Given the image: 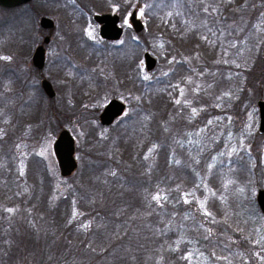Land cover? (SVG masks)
<instances>
[{"label":"trees","instance_id":"trees-1","mask_svg":"<svg viewBox=\"0 0 264 264\" xmlns=\"http://www.w3.org/2000/svg\"><path fill=\"white\" fill-rule=\"evenodd\" d=\"M157 1L159 44L169 67L146 82L140 79V108L135 113L131 109L117 128L112 129L116 123L87 129L92 153L99 151L86 154L80 172L64 178L69 182L65 187L55 191L43 159L34 153L23 157L20 170L10 133L0 134V208L11 214L9 223L0 219V252L10 256L8 264H241L244 258L253 264L252 243L264 251V217L251 197L253 188H264L263 173L256 172V162L249 164V156L241 161L227 158L225 149L221 150L226 134L236 135V125L226 121L239 104L234 87L240 83L237 76L247 36L249 98L264 96L259 90L264 88V58L257 56L255 61L253 30L231 29L218 0L191 2L189 8L195 13L172 17L170 12L177 6L172 10L168 0ZM236 17L231 23L239 25ZM125 47L128 53L135 48ZM185 83L199 88L191 103L185 95L179 96ZM7 85L6 78L0 80V127L10 128L17 122L15 128H19L24 126L21 112L37 108L39 98L33 104L24 101L19 88L14 87V95L7 94ZM210 95H218L217 100ZM76 108L73 105L71 110ZM50 111L56 114L51 116H62L61 110ZM28 116L36 123L39 120L43 133L62 129L59 122L50 127L49 117L40 111ZM84 116L86 122L92 119ZM29 119L26 124L33 122ZM104 128L111 130L100 135ZM113 130L117 132L112 136ZM186 140L187 166L175 154ZM80 147L76 152L83 159ZM176 160L178 164L173 165ZM208 167L211 172H200ZM213 201L228 214L215 225L212 215L198 205L210 208ZM258 236L260 242L255 240Z\"/></svg>","mask_w":264,"mask_h":264},{"label":"rangeland","instance_id":"rangeland-1","mask_svg":"<svg viewBox=\"0 0 264 264\" xmlns=\"http://www.w3.org/2000/svg\"><path fill=\"white\" fill-rule=\"evenodd\" d=\"M218 1L219 6L222 5L220 7V12L222 11V13L228 16L231 21L232 18L235 19V15L237 16L236 19H238L237 23L239 25H235L236 22L231 23L230 21L231 29L233 27L234 30V26H236V31L242 32L241 26H243L242 28H244L247 32L253 30L252 37L257 43L255 44V61L258 60L257 56L264 58V0ZM192 2L194 1L192 0ZM54 4L56 11L53 12L51 16L55 19L58 26L53 33L54 43L52 44V46L55 48L57 52L56 54L60 58H64L63 63L69 62L68 60L74 63V66L78 68V71H80L76 73H78V75L80 76L86 77L90 75L89 71H95L97 76H94V78L97 80L99 78L101 80V83H103L104 85L107 84V87H105L103 92L101 91L100 93H98L97 91V94H95L94 91H89L88 96H86V93H83L85 89H75L73 91L69 90V92L67 89H63L59 91V94L57 95L55 101L50 100L54 98L46 99L45 97H40L39 94V101L37 105L38 107L35 108L34 106H32L30 108L24 109L23 112H21L22 115L20 116V119L22 120V124L24 126L18 125L19 128H15L17 125V122H15V124L12 123L10 125V128L0 127V134L7 133L9 135L10 133V138L14 141L12 146L17 156H19L21 160L19 161V163H17L20 170H22L21 166L23 164V157L26 158L28 153H34L40 158V160L43 159V164L47 169L46 172L50 177L53 178L54 188L55 191H57L60 187H65L69 183L60 176L57 162L52 149L53 142L59 132L63 129L69 130L76 141V148L78 144H81L80 148L82 149L83 159H81L75 151L77 168L72 174L74 175L77 171L80 172V170L82 169L81 166L85 165L84 163L86 154L93 155L97 154L99 151L98 150L92 153L91 147L93 145L88 143L87 129L89 130V128L95 127L100 124L98 112L101 110L104 104L111 98H116L117 100L119 99L125 102L124 104L126 106V110L121 117L117 118L112 123V126L119 122L122 118L126 117L131 109V112L135 113V111L140 108V100L138 103L137 95V87L140 79L142 80V82H146L155 75H162L164 71L168 69L169 64L167 59L164 61V56L161 54L162 45L159 44L158 33L160 34V31L162 30L160 25H158V18L156 13L158 10L157 0H54ZM174 5H176L177 9L180 10L179 0H171L169 8L172 7L173 10ZM33 6L34 10L30 9L31 11H28L26 9H17L15 11H6L0 9V80L6 78L8 84V88L6 90L7 94L10 93L14 95L13 90H15V88H19L20 90L19 77L20 75L22 77L24 71L22 66L20 65V61L18 60V58H20V55L22 54V49H24V46L22 45H24V38H27V31L31 33L30 35V33L28 32V39L31 40L29 41V43L33 48V46L41 43V37H38L37 32L35 33V31L37 30L39 32V15H41L42 13L51 14L47 10L45 11L38 9L36 5ZM82 9H90L93 13H104L111 11L119 13L122 19V21L120 22V26H122L124 29L123 35L119 40L108 42L105 44L98 34V27L91 18L93 13L83 14L81 11ZM134 10H136L137 18L141 20L143 24V30L138 33L134 31V29L131 27L132 25L128 20L129 15ZM172 16H174V11L170 12V17ZM24 28L27 29L26 32ZM170 28V25L166 26L165 28L167 36H169L168 33H170ZM33 30L34 34L32 36ZM248 37L249 36H247V41L244 43V47L247 48L244 50L242 55L244 60L242 63L243 67L240 69L241 74L237 76L240 79V83L238 86L236 85L234 87V90L238 97L237 99L239 100V104L236 107L234 106V116L231 117V115H229L230 117H228L226 121L230 122V120H232L230 126H234V124L236 125V135L235 137H233L232 133H227L226 139L225 137H223L227 141L225 143L226 146L223 144V149L221 150L225 149L224 155H226L227 158H231L234 156L235 158H238L242 161L244 155L249 156V164L251 166H254V163L256 162L257 167H259L256 172L263 173L261 185L264 186V136L258 134L259 114L257 109V101L264 100V96L258 100H250L249 98L248 88L246 84L248 83L246 82V73L249 71V69H246L245 67L247 62L249 61L248 59L251 58L248 49ZM8 41L12 42L13 44L9 51ZM30 45L27 46L26 55L32 53V48H30ZM125 46H135V48L133 49V51H131V53H128L125 51L127 50ZM7 52L16 54V57L12 56V58L8 60ZM167 52H169V50L167 51L165 49L163 51L165 57H168ZM145 53H149L156 60L155 67L150 71L146 70L145 68ZM127 54L129 55L127 56ZM123 55L125 56L123 57ZM75 67L73 68L77 70ZM60 68L62 71L60 74L61 78L72 77L70 70H67V68L63 69L62 66H60ZM9 78H11V81L13 82H10L8 80ZM187 83L181 86L179 96L181 97L185 95L187 103H191L192 97L195 96L194 94L199 91V88L196 85L188 86ZM60 84L65 85V83L62 82H60ZM91 84L89 86H91ZM259 90L261 94H264V88L259 87ZM22 94L24 95V101H26L27 96H25V92ZM223 96H225L224 93L220 95L221 98ZM17 98L19 97L17 96ZM210 98L213 101H216L218 95H210ZM35 99L36 96H32V98L28 100H30V102L33 104V101H35ZM186 101L184 100V103H186ZM55 102H57V104ZM73 103L85 107L86 110L84 111V114L88 117H92V119L87 122L84 121V114H80L79 111L71 110V108L73 107ZM13 104L16 103L14 102ZM50 109L61 110L62 116H57L56 118V114L54 112H51ZM33 110L40 111L45 117L48 116L49 123H51L50 127L55 128V126H57L59 122L62 125V129L57 133L54 132L55 129H47L45 133H43L40 126L38 125L40 124L39 120L37 119L36 123L32 118L33 116H28L30 112H34ZM194 111H196V109ZM51 114L55 115L51 116ZM29 118H31V121L33 122L26 124L30 120ZM120 123L122 124L123 122L120 121ZM120 123H117L114 127H112V129L117 128ZM108 130L111 129L104 128L102 129V132L99 133L100 135L104 133L106 134ZM148 130H150V128H148ZM201 131L202 130H200L198 134H201ZM116 132L117 130H113L111 132L112 136L116 134ZM163 136L165 137L164 132ZM101 138L102 140H104V136H100V139ZM186 141L181 142L184 143V145H181L180 148H177V153L175 154H177L176 156L178 161H183V164L187 166L188 158L187 156L184 157V153L187 150V145H189V142ZM183 146H185V151ZM200 148L203 149V146L201 144ZM201 151L202 150L197 151L199 156L202 154ZM145 158V161H147V156ZM220 159L222 158L220 157ZM220 159L217 160V163L220 161ZM176 164H178L177 160L173 165ZM212 164H214V160L210 163V166ZM33 166L35 167L34 164ZM211 169V167H208L207 170L202 169L200 172H211ZM227 169V172L232 171V168ZM76 177H74L73 179L76 180ZM260 188L261 187H255L251 192V197H253L256 206V194ZM216 189L219 190V188H214V191ZM214 195L215 193H212V196ZM198 205L203 212L204 210H206L208 215H212L211 222L214 225L222 220V216H228L227 212L223 208L218 206L216 201H213V205H211L212 207L210 208H207L205 207V205L199 203ZM0 211H3L5 214V216L0 217L1 221H6L7 223H9L11 214H9V212L6 211V209L2 206L0 208ZM261 215L264 217L263 214ZM213 231L216 232L217 230L213 228ZM255 240L258 242L261 241L259 236ZM53 246H57V242H54ZM252 246L254 247L252 250L253 264H264V251L259 249L257 242H253ZM55 248L56 247H54V251L56 250ZM259 254H263L262 257ZM9 257V255L3 256L0 252V264H8L7 261H10ZM247 263V259L244 258L241 264Z\"/></svg>","mask_w":264,"mask_h":264},{"label":"flooded vegetation","instance_id":"flooded-vegetation-1","mask_svg":"<svg viewBox=\"0 0 264 264\" xmlns=\"http://www.w3.org/2000/svg\"><path fill=\"white\" fill-rule=\"evenodd\" d=\"M179 1L182 3L181 4L182 8H180V10L176 9L174 11V13L176 15L185 16V15H191V13L196 12L194 9L189 8V6L192 5L191 4L192 0H179ZM193 1L195 4L201 5V0H193ZM168 2H171V0H168ZM33 5H36V7L38 9L45 10V11L47 10L51 14L42 13L41 15H39V17H38V29H39L40 33L38 32V30L35 31V33L37 32L38 37H41V43L33 46V48L31 47V45L29 43V41H31V40L28 39V32L29 31H27V29L24 28L25 32L27 31V38L26 39L24 38V40H25L24 45H22V46H24L25 50L22 49V51H21L22 54L20 55V58H18V60L20 61V65L22 66L23 71H24V73L22 74V77H21V75L19 77V84H20L21 92L22 93L25 92V96H27V99L32 98V96H36V98H38L39 94H40V97H45L46 99H50V98H48V95L44 90L43 82L49 83L51 90L54 93V99H50V100H54V101L56 100V97L59 94V91H61L63 89H67L68 92H69V90L73 91L75 89H77V90L85 89V91L83 93H86V96H88L89 91H94L95 94H97L96 93L97 91H98V93H100L101 91L103 92L105 87H107V84L104 85L103 83H101V80L99 78H98V80L95 78H92L93 79V80L91 79L93 81L92 82L90 80V75L86 76V77L78 75V73H76V72H80V71H78V68H76L74 66V63H72L68 59L67 60L69 62L63 63L64 58H60L56 54L57 52H56L55 48L52 46V44L54 43L53 42V33L55 32V30L58 26L56 24L55 19L51 16L52 13L56 11L54 0H31L28 3L22 4V5H19L16 7H11V8H4V7L0 6V9L6 10V11L7 10L8 11H15L17 9H26L29 11L30 9L34 10ZM81 11L83 14L93 13L92 10H90V9H88V10L82 9ZM134 11H136V10H134ZM99 12H101V11H99ZM132 12H131V14H132ZM107 14L118 16V26L122 28V35H123L124 29L122 26H120V22L122 21V19L120 17V14L116 13L114 11L104 12V13H93L92 14L91 18L95 22L96 26L98 27V34L100 31L99 30L100 25L95 21V16H101V15H107ZM130 15L128 18L129 22H130ZM42 18H47V19L51 20L54 25H52V27L47 28V29L42 28L40 25V20ZM22 32H23V30H22ZM33 34H34V30L32 31V36H33ZM30 35H31V33H30ZM9 36H11V35H9ZM101 40L105 44L108 42H112V41L105 40L102 38H101ZM28 45H30V48H32L31 49L32 53L26 55ZM12 46H13L12 42L8 41V51L10 50V48ZM38 47H42V49H43V65H42V67H37L33 63V56H34V53ZM7 56H8V60H9L12 58V56L16 57V54H12V53L7 52ZM28 58H29L30 64L28 63ZM60 66H62L63 69L67 68V70H70L72 77L61 78L60 74L62 71H61ZM73 67H75L77 70H75ZM89 73L91 74V71H89ZM93 76H97L96 72L93 73ZM105 81H107V80H105ZM60 82L65 83V85H61ZM90 84H91V86H89ZM112 99H116V98H111L108 100V102ZM119 101H121V100H119ZM108 102H106V103H108ZM121 102L125 103L124 101H121ZM55 103L57 104V102H55ZM106 103L104 104V106L106 105ZM73 105L77 106V108L74 109V111L84 112L86 110L85 107H82L76 103H73ZM104 106L102 108H104ZM102 108H101V110H103ZM101 110L98 112V116L101 113Z\"/></svg>","mask_w":264,"mask_h":264},{"label":"water","instance_id":"water-1","mask_svg":"<svg viewBox=\"0 0 264 264\" xmlns=\"http://www.w3.org/2000/svg\"><path fill=\"white\" fill-rule=\"evenodd\" d=\"M31 0H0V6L4 8L16 7ZM95 21L100 25V37L109 41L119 40L122 35V28L118 26V16L101 15L95 16ZM130 23L135 32L143 30L141 20L137 18L136 11L130 15ZM42 28H50L53 22L47 18L40 20ZM33 63L37 67L43 65V49L38 47L33 56ZM144 64L146 70H152L156 65V60L149 54H144ZM43 87L49 98H54V93L48 82H43ZM257 109L259 114L258 134L264 135V100L257 101ZM126 110L123 102L112 99L103 108L99 114V122L102 126L111 125L117 118L121 117ZM53 153L59 169V174L63 178L71 176L77 168L75 154V139L71 132L63 129L59 132L52 145ZM256 203L260 212L264 215V189H259L256 194Z\"/></svg>","mask_w":264,"mask_h":264}]
</instances>
